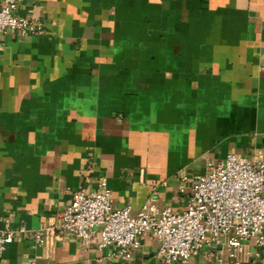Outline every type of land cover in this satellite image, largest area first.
I'll return each instance as SVG.
<instances>
[{
    "label": "crops",
    "instance_id": "1",
    "mask_svg": "<svg viewBox=\"0 0 264 264\" xmlns=\"http://www.w3.org/2000/svg\"><path fill=\"white\" fill-rule=\"evenodd\" d=\"M16 14L42 31L0 36V227L27 231L0 264H163L149 236L121 260L99 228L87 246L29 232L103 179L113 209L181 212L207 164L264 153V0H22ZM190 264H215L211 248ZM240 264L264 251L246 242Z\"/></svg>",
    "mask_w": 264,
    "mask_h": 264
},
{
    "label": "built area",
    "instance_id": "2",
    "mask_svg": "<svg viewBox=\"0 0 264 264\" xmlns=\"http://www.w3.org/2000/svg\"><path fill=\"white\" fill-rule=\"evenodd\" d=\"M22 0H1L0 36L15 32L21 36H39L42 27L16 12ZM0 47V51H1ZM186 182L185 177L180 183ZM183 188V187H181ZM99 228L97 248L113 247V256L129 259L141 247L140 238L149 236L158 243L163 264H190L205 247L211 248L215 264H223L224 255L240 264L246 242L264 251V153L250 157L227 155L192 181L191 194L181 212L159 210L152 201L135 214L130 208L113 209L111 192L103 179L100 190L77 191L71 203L53 225L29 232L35 246L48 245L62 234L77 238L87 246ZM20 229L0 227V260L6 246Z\"/></svg>",
    "mask_w": 264,
    "mask_h": 264
}]
</instances>
